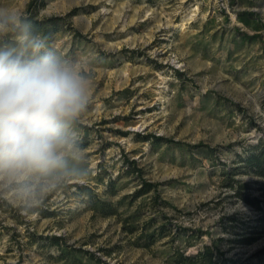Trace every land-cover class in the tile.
<instances>
[{
  "label": "rangeland",
  "instance_id": "1",
  "mask_svg": "<svg viewBox=\"0 0 264 264\" xmlns=\"http://www.w3.org/2000/svg\"><path fill=\"white\" fill-rule=\"evenodd\" d=\"M35 4L50 40L94 63L91 175L27 215L0 201V264H169L203 244L264 260V233L243 229L264 209V178L235 170L264 138V0ZM142 181L153 187L136 196ZM85 187L116 212L88 206Z\"/></svg>",
  "mask_w": 264,
  "mask_h": 264
},
{
  "label": "clouds",
  "instance_id": "2",
  "mask_svg": "<svg viewBox=\"0 0 264 264\" xmlns=\"http://www.w3.org/2000/svg\"><path fill=\"white\" fill-rule=\"evenodd\" d=\"M87 54L66 56L29 15L0 3V201L27 215L91 175L81 125L94 104Z\"/></svg>",
  "mask_w": 264,
  "mask_h": 264
},
{
  "label": "trees",
  "instance_id": "3",
  "mask_svg": "<svg viewBox=\"0 0 264 264\" xmlns=\"http://www.w3.org/2000/svg\"><path fill=\"white\" fill-rule=\"evenodd\" d=\"M38 6L35 4V0H30L27 4L26 13L29 15L33 23L34 31L48 36L50 29L54 26V19H38L36 18V11ZM167 142H171L172 140L166 138ZM242 166L235 168V170L241 168L243 171L248 172L252 175L259 176L264 178V138H261L256 146L250 148L242 159L240 160ZM232 173V172H231ZM230 171H227L226 174H230ZM225 174V175H226ZM143 186L141 189L137 190L136 196L147 193L152 187L153 184L142 181ZM86 195L89 197L88 206L93 209L100 210L104 215H109L116 212L114 205L111 202L100 200L96 198L89 188L85 187ZM245 201L250 203H254V199L248 196H244ZM259 212V217L253 220L250 223H254L255 225L251 227L249 223H244L243 226L244 231H249L247 233H264V209H262L260 203L253 204ZM231 227V226H228ZM249 227V228H247ZM199 232H196L195 235H198ZM253 236H244L240 238L241 242L248 243L253 238ZM56 242H58V238L54 237ZM222 238H218L217 241H222ZM215 243V242H214ZM105 264L104 262H102ZM169 264H264V260L256 261V262H245L239 261L235 259L225 258L224 253L220 250V247L216 244H203L202 246L197 248V251L193 254H186L184 250H174L172 255L169 258Z\"/></svg>",
  "mask_w": 264,
  "mask_h": 264
}]
</instances>
